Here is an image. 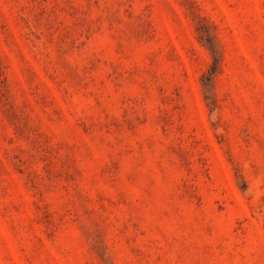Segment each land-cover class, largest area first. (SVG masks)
Segmentation results:
<instances>
[{
  "label": "rangeland",
  "instance_id": "rangeland-1",
  "mask_svg": "<svg viewBox=\"0 0 264 264\" xmlns=\"http://www.w3.org/2000/svg\"><path fill=\"white\" fill-rule=\"evenodd\" d=\"M0 264H264V0H0Z\"/></svg>",
  "mask_w": 264,
  "mask_h": 264
},
{
  "label": "trees",
  "instance_id": "trees-1",
  "mask_svg": "<svg viewBox=\"0 0 264 264\" xmlns=\"http://www.w3.org/2000/svg\"><path fill=\"white\" fill-rule=\"evenodd\" d=\"M215 72H216L215 68L212 67V69L209 71V73L204 76V80H206V83H204V84H206V86H210V88L212 86V78H213V75L215 74Z\"/></svg>",
  "mask_w": 264,
  "mask_h": 264
}]
</instances>
